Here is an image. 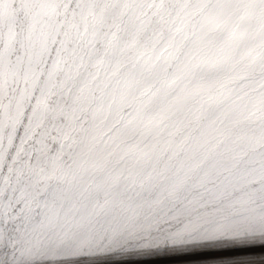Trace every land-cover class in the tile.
Masks as SVG:
<instances>
[{"label":"snow or ice","instance_id":"6c2138e0","mask_svg":"<svg viewBox=\"0 0 264 264\" xmlns=\"http://www.w3.org/2000/svg\"><path fill=\"white\" fill-rule=\"evenodd\" d=\"M264 0H0V264H253Z\"/></svg>","mask_w":264,"mask_h":264},{"label":"rangeland","instance_id":"374dc122","mask_svg":"<svg viewBox=\"0 0 264 264\" xmlns=\"http://www.w3.org/2000/svg\"><path fill=\"white\" fill-rule=\"evenodd\" d=\"M215 258H235L240 256H246L247 259L253 261V264H264V253L260 249H256L253 254H245L236 251H223L212 254ZM183 258H160L152 261L140 262V264H174V261Z\"/></svg>","mask_w":264,"mask_h":264}]
</instances>
